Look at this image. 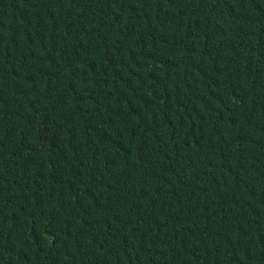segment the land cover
Masks as SVG:
<instances>
[{
	"label": "trees",
	"instance_id": "obj_1",
	"mask_svg": "<svg viewBox=\"0 0 264 264\" xmlns=\"http://www.w3.org/2000/svg\"><path fill=\"white\" fill-rule=\"evenodd\" d=\"M0 264H264V0H0Z\"/></svg>",
	"mask_w": 264,
	"mask_h": 264
}]
</instances>
